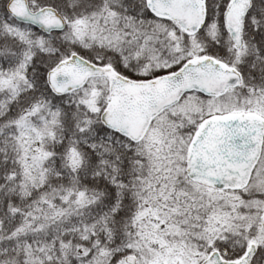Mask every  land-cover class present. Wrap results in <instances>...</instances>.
Returning a JSON list of instances; mask_svg holds the SVG:
<instances>
[{
    "label": "snow or ice",
    "instance_id": "1",
    "mask_svg": "<svg viewBox=\"0 0 264 264\" xmlns=\"http://www.w3.org/2000/svg\"><path fill=\"white\" fill-rule=\"evenodd\" d=\"M0 264H264V0H0Z\"/></svg>",
    "mask_w": 264,
    "mask_h": 264
}]
</instances>
